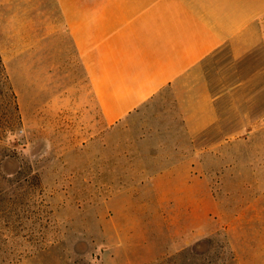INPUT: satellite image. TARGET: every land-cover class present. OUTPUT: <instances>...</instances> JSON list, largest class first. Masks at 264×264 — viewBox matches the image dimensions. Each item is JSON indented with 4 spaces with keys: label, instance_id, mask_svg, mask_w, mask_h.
Wrapping results in <instances>:
<instances>
[{
    "label": "rangeland",
    "instance_id": "1",
    "mask_svg": "<svg viewBox=\"0 0 264 264\" xmlns=\"http://www.w3.org/2000/svg\"><path fill=\"white\" fill-rule=\"evenodd\" d=\"M61 14L57 0H0V141L24 126L32 148L0 145L1 251L22 254L13 264H264V120L196 151L167 89L104 126Z\"/></svg>",
    "mask_w": 264,
    "mask_h": 264
},
{
    "label": "crops",
    "instance_id": "2",
    "mask_svg": "<svg viewBox=\"0 0 264 264\" xmlns=\"http://www.w3.org/2000/svg\"><path fill=\"white\" fill-rule=\"evenodd\" d=\"M57 2L104 126L167 89L196 151L264 120V0Z\"/></svg>",
    "mask_w": 264,
    "mask_h": 264
},
{
    "label": "clouds",
    "instance_id": "3",
    "mask_svg": "<svg viewBox=\"0 0 264 264\" xmlns=\"http://www.w3.org/2000/svg\"><path fill=\"white\" fill-rule=\"evenodd\" d=\"M27 135L28 133L24 126H21L20 129H5L4 137L3 140L0 141V145L11 150H15L18 154L30 157L32 148L31 145L27 143ZM18 141H24V143L22 145H18L16 148H13V145L17 144ZM45 149L51 151L48 142H45Z\"/></svg>",
    "mask_w": 264,
    "mask_h": 264
},
{
    "label": "trees",
    "instance_id": "4",
    "mask_svg": "<svg viewBox=\"0 0 264 264\" xmlns=\"http://www.w3.org/2000/svg\"><path fill=\"white\" fill-rule=\"evenodd\" d=\"M22 259V254L18 252L1 251L0 249V264H13Z\"/></svg>",
    "mask_w": 264,
    "mask_h": 264
}]
</instances>
